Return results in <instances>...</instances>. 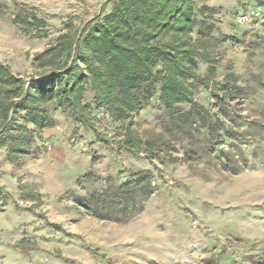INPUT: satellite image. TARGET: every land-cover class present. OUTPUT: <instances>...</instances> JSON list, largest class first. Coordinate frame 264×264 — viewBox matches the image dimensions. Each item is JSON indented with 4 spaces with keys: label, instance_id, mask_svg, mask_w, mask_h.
<instances>
[{
    "label": "rangeland",
    "instance_id": "374dc122",
    "mask_svg": "<svg viewBox=\"0 0 264 264\" xmlns=\"http://www.w3.org/2000/svg\"><path fill=\"white\" fill-rule=\"evenodd\" d=\"M108 1L0 0V60L30 82L34 56L94 19ZM196 4L215 9L206 14L216 40L207 46V62L199 63L209 89L198 88L196 101L208 108L226 81L248 89L238 101L242 120L232 122L242 135L231 140L237 155L243 150L246 168L234 174L207 168V159L183 162L186 143L164 131L169 111L159 95L132 118L144 143L167 146L169 153L154 161L120 150L125 124L103 110L96 112L97 127L109 145L53 111L52 126L29 146L30 155L12 158L0 148V264H264V0ZM30 12L47 20L45 35L14 21ZM231 142L217 151H228ZM147 170L154 177L151 196L140 210L118 208L119 222L74 204L77 196L119 188Z\"/></svg>",
    "mask_w": 264,
    "mask_h": 264
},
{
    "label": "trees",
    "instance_id": "16d2710c",
    "mask_svg": "<svg viewBox=\"0 0 264 264\" xmlns=\"http://www.w3.org/2000/svg\"><path fill=\"white\" fill-rule=\"evenodd\" d=\"M196 2L110 0L94 19L75 33L62 34L34 56L30 82L0 60V148L6 146L12 158L30 155L29 146L42 140L43 131L52 126L53 111H61L77 129L109 145L111 140L97 127L96 112L103 110L115 122L125 124L126 140L119 149L134 155L146 153L147 160L154 161L163 152L169 153L167 146L154 149L144 143L133 131L132 118L159 95L169 111L164 131L186 143L183 162L207 159V168L234 174L243 171L244 152L239 148L237 155L231 142L242 134L234 132L232 122L242 120L238 101L248 96V89L226 81L212 92L208 108L196 101L198 88L209 89L199 74V63L207 62V46L216 41L214 23L208 22L212 17L206 14L215 9L198 8ZM198 15L204 18L200 24ZM14 21L34 28L37 37L47 33V20L33 12L18 14ZM228 140L232 143L229 150L217 151ZM153 178L149 170L133 173L119 188L77 196L74 204L101 220L119 222L115 211L140 210L152 194Z\"/></svg>",
    "mask_w": 264,
    "mask_h": 264
},
{
    "label": "built area",
    "instance_id": "2783aa9c",
    "mask_svg": "<svg viewBox=\"0 0 264 264\" xmlns=\"http://www.w3.org/2000/svg\"><path fill=\"white\" fill-rule=\"evenodd\" d=\"M258 15V14H257Z\"/></svg>",
    "mask_w": 264,
    "mask_h": 264
}]
</instances>
